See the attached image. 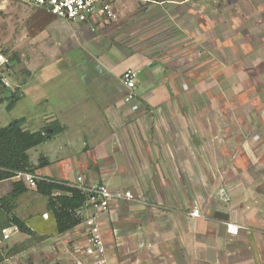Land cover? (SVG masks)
<instances>
[{"label": "rangeland", "instance_id": "1", "mask_svg": "<svg viewBox=\"0 0 264 264\" xmlns=\"http://www.w3.org/2000/svg\"><path fill=\"white\" fill-rule=\"evenodd\" d=\"M224 2L225 0H206L216 14L212 20L220 35L224 36L227 33H231L232 36L237 35V30L241 27L240 22L236 20L238 17L235 18L236 14H239L238 8L231 10ZM188 4L194 9L204 6L201 0L197 2L192 0ZM156 7L146 0H121L115 20L105 23L104 26L100 24L90 26L56 18L45 10L22 0H0V55L9 61L6 73L10 83L9 89L15 91L17 86L23 85L24 92V97L12 110L7 109L10 99H0L2 100L0 101V126H7L23 118V128L37 132L45 124L46 117L57 115L61 120L59 117L63 116V111H66L70 104L75 105L71 109L75 119L72 120V124L70 123L73 125L70 133H57L52 140L29 151L32 164L38 165L42 156L47 157L51 162L49 166L43 168L42 175L61 179L70 177L73 180H76L77 176H82L88 185L102 183L94 178L98 175V166L92 165L90 169L81 166L82 159L89 157L90 154L85 152V142L79 134V132L83 134L85 132L87 117L93 123H97L98 118L103 117V113L99 111L101 106H98L99 103L102 104L99 99L100 87L92 89L91 96L83 94L79 83L85 81L100 85L107 83L110 86L109 90L114 88V83L119 84V81L115 82L113 79L109 81L102 76V70L93 68L94 63L99 66L98 63L105 53V48L112 50L117 46L124 54L134 51L139 56L146 55L160 61L166 60L167 69L172 70L177 64L174 59L181 60L175 55L174 46L177 50L184 52L186 57L183 60L187 63L198 56L197 54L191 56L190 52L193 50L190 48L189 39L176 40L177 36L175 37L172 32L174 28L166 25V21L164 23V11L157 10L158 7ZM243 11L246 12V9L244 8ZM148 21L153 25L145 30L149 25ZM187 24L191 25L190 21ZM243 26V31L250 28L247 24ZM245 35L253 36L251 33ZM230 43L231 54H240L243 50H251L257 54L264 52L260 49L264 44L260 39L250 41L244 38ZM217 44L220 45L221 42L218 41ZM185 48L188 50H183ZM198 52L200 54V51ZM260 56L254 60V62L258 61L256 64H259V61L263 62L264 55ZM218 57L216 59L219 60L221 56ZM240 60L241 64L235 67L231 61L232 69L229 76L226 74L223 76L214 68V77L207 81L202 77L206 74L203 70L199 79L200 84L195 89L189 90L194 117L191 118V113L187 111L188 115L186 119L184 118L183 125L192 128L198 122L199 126L194 131V142L191 138L187 139L189 146L186 145L183 153H180L183 163L178 161L181 167L179 166L177 173L173 171L174 168L171 169L175 173L171 178L162 176L164 170L158 167V162L155 163L154 154H146L149 158L147 163L145 159H141L140 154H133L136 159L133 164L135 167L133 166L132 169L124 168L127 162L121 159L123 154H114L115 158L118 156L120 158L119 167L111 170L112 172L106 169L111 176L106 184L113 190L131 191L138 201L127 202L118 207L123 210L117 208L120 231L127 232L132 228L130 224L138 222L137 218H133L135 214L142 215V223L146 224L152 220V223L158 226L159 219L166 212L178 210L183 202L188 204L187 213L195 206L204 209L205 212L212 210L211 207L218 200L220 185L223 183L230 187L226 181L228 177L234 180V171L241 173L251 191L257 185L264 184V64H260L258 70L254 71L246 68L249 61L252 63L253 57L243 56ZM87 68L91 70L86 72ZM245 68L247 71L244 70ZM209 69L211 70V67ZM190 71V68H186L183 73L194 76V72ZM98 76L102 78L97 79ZM8 96H11V92ZM176 113L179 111L177 110ZM69 138L74 142L72 145L68 141ZM212 147L221 151L219 154L221 163L225 161L223 166L208 163L212 154L208 153L207 149ZM223 147L226 149L222 150ZM229 156L231 160L234 159L232 164H226ZM219 159L220 157L216 158V162ZM147 164H149L148 168L145 166ZM127 174L134 175L131 178L135 177L139 183L132 184L135 178L125 181L124 177ZM174 175L179 181L178 184L170 180L174 179ZM147 178H150L148 183ZM97 179L101 181L99 176ZM71 183L73 185L74 181ZM6 189L7 185H4L1 191L5 193ZM216 190L218 192L215 194ZM259 191L263 192L261 188ZM175 197H178L177 200ZM46 205L47 199L32 189L16 202L15 213L24 218V221L35 230L33 234L43 233L47 236L46 239L52 236L50 241L44 244H42L44 241L35 240L40 247L32 254L20 256L17 264H77L82 258L79 253L81 248L76 246L77 235L73 231L68 232L54 241L53 238L58 234L51 217L44 215ZM209 214H211L210 211ZM44 216L47 222L46 227L42 229L40 225ZM109 218L106 217L108 221L105 220L106 229L104 230L113 264L159 263L156 247L150 250L144 247L143 243L139 248L138 243L145 239L143 229V235L137 233L135 235L133 228L129 230L137 244L134 242L123 244L120 241L123 245L119 247L113 235L114 224H111ZM16 235L11 241L15 240ZM153 251L156 254L152 253Z\"/></svg>", "mask_w": 264, "mask_h": 264}, {"label": "crops", "instance_id": "2", "mask_svg": "<svg viewBox=\"0 0 264 264\" xmlns=\"http://www.w3.org/2000/svg\"><path fill=\"white\" fill-rule=\"evenodd\" d=\"M146 1L152 3V6H157V10L164 11V23L166 21V25L174 28L172 32L175 37L177 36L176 40L183 41L189 39L191 42L190 48L193 50H190L191 56L194 54L198 56L194 57L195 59L192 58L187 63L183 60L186 57L183 54L184 52L177 50L174 46V50H176L175 55L181 58V60L174 59L177 64L172 70L167 69L166 60L160 61L146 55L139 56L134 51L124 54L117 46L112 50L106 49L105 46L103 47V49L105 48V53L101 57L100 63H98L99 66H97V63H94L93 68L102 70V76L108 78L109 81L112 79L115 82L119 81L120 85L114 83V88L109 90L110 86L107 83H102V85L87 81L79 83L83 94L91 96L92 89L100 87L101 97L99 96V99L102 101V104L99 103L98 106H101V110L99 111L103 113L104 117L96 119L97 123H93L86 116L88 122H86L85 132L88 131V133L85 134L84 132V135L83 132H79V134L82 136L83 142H85V152L90 154L89 157L86 156L85 159H82L81 166L85 169H90L92 165L98 166L99 172L94 178L96 181L105 184L106 182L108 184L111 178L106 169L113 171L119 167L120 158H118L119 156L117 158L114 156V154L118 155L119 153L123 154L121 159L127 162V164H124V168L127 169L135 167L133 164L136 158L133 157V154H140L141 159H145L146 163L149 160L146 154H154L155 163L158 162V167L164 170L162 176L171 178L174 172H178L180 166L178 161L180 160L183 163L180 153H183L186 145L189 146L187 139L191 138L194 142V131L199 126L197 122L195 127L188 128L183 123H185L184 118L186 119V115H188L187 111L191 113V118L194 117L193 103L189 100L188 92L200 84L199 79L203 74L201 72L205 70L204 73L206 74L202 77L206 78L207 81L214 77V68L223 76L225 74L229 76L232 69L231 61H233V66L235 67L241 64L240 58L243 56L253 57L252 63L249 61V65L246 66L249 70H258L259 65L264 64V60L263 62L259 61V64H256L258 61L254 62L257 57L260 58V55H264L263 51L257 54L251 52V50H243L241 52L243 55L241 53L231 54L229 51L231 41H240L245 38L250 41L260 39L261 42H264V0H225L224 4L227 8H231V10L238 8L239 11V14H236L235 18L238 17L236 20L240 22L241 27L238 28L237 35L234 34V36L231 33H227L224 36L220 35L217 26H215L212 20V17L216 14L211 10V6L206 3V0H201L204 6L195 9L194 7L192 8L191 4V6L188 4L192 0ZM244 8L246 12L243 11ZM189 21L191 25L187 24ZM148 24L145 30H148L153 25L151 22ZM243 24L249 25L250 28H246L243 31ZM227 26L229 27V24ZM246 33H251L253 36L246 37ZM218 41L221 42L220 45L217 44ZM251 49L254 50L252 46ZM260 49L264 50V44H262ZM183 50L188 49L185 48ZM198 51H200V54ZM218 56H221L219 60L216 59ZM165 57L167 56L165 55ZM89 67L92 68V66ZM210 67L211 70L209 69ZM90 68H87L86 72L90 71ZM186 68H190L194 72V76L184 75L183 72ZM246 68L244 69L245 71H247ZM129 69H139L141 71L136 90L139 103L137 101L131 103L125 102L128 90L124 87L121 78L123 73ZM110 77L112 78L110 79ZM99 78L102 77L98 76L97 79ZM17 88L20 91L19 96L23 98V85H19ZM74 107L75 105L70 104L66 111H63V116L59 117L61 120H64L63 122L58 119L57 115L46 117L45 124L41 130L47 128L45 131H48L50 130L49 126H55L59 128L58 134L70 133L73 126L70 123L75 119L71 111ZM177 110L179 113H176ZM80 128L81 130L83 129L82 126ZM51 130L53 133V128ZM68 141H70L71 145L74 143L70 138ZM225 149L226 147H223L222 150ZM207 151L212 154L208 162L210 165L215 163L224 165L225 161L222 164L221 155H219L221 151H218L214 147L212 149L209 148V150L207 149ZM219 157L220 161L217 160L216 162V158ZM230 158L229 156V161L226 164L233 163L234 159L231 160ZM82 160L79 159V161ZM145 166L148 168L149 164ZM186 166L188 165L186 164ZM173 168L174 172L171 170ZM42 170L43 168L37 170L35 176L58 180L64 179L42 175ZM137 173L139 174V172ZM233 175L234 180L228 177V181H226L230 187L223 183L220 187L218 186L219 190H226V197L221 198L218 196L217 203L213 204L212 210L206 211L208 213H205V218L189 217V213L186 211L188 205L186 202H183L178 210L166 212L159 219L160 223L158 226L154 225L152 220L146 224L142 223V215L135 214L133 218H137L138 222L130 224L135 235L136 233L143 235L142 229L145 233V239H142L143 242L138 243L139 248H141L143 243L144 247L150 250L156 247L159 254L158 264H264V184L257 185L251 191L249 184L246 183V180L244 181L241 173L234 171ZM98 176L101 181L97 179ZM131 176L134 175H125L124 180H133L135 178H131ZM147 179L148 183L150 178ZM64 180L74 181L70 177ZM170 180L174 184L179 183L175 175L174 179ZM17 181L19 179L13 178L0 182V191L3 190L4 185H7L6 192L3 193L1 191L3 194H0V199L3 197L2 195L5 197L11 193L13 184ZM8 183H10L9 186ZM138 183L136 178L132 181V184L137 185ZM165 183L167 184V182ZM260 188L263 192L259 191ZM217 190L215 194L219 191ZM177 198L175 197L176 200ZM224 199L229 200L225 201ZM209 211L211 214H209ZM113 213V216L109 219H111V224H114L113 235L119 244L118 246L121 247L124 243L130 244L132 242L137 244L133 240L135 238H133L134 235L132 237L130 235L129 230L132 228L127 230V232L120 231L118 227L120 223V217L117 214L118 210ZM4 215V211L0 208V228L6 224V217ZM15 215L24 220L18 214L15 213ZM44 215L46 217L50 216L47 211ZM45 216L42 217L43 221L41 219L40 226L42 229L46 227L47 218ZM105 220L108 221L107 219ZM228 222L240 226L241 229L238 236L230 235L227 232L226 223ZM26 224L33 232L35 231L27 222ZM8 229L11 230L10 238L0 241V264H17L20 256L27 253L32 254L33 251L40 247V244L36 243L35 240L44 241L42 243L44 244L50 241L52 237L50 236L46 239L47 236L43 233L27 235L21 233L16 227ZM15 235V240L11 241ZM64 235L58 234L53 240L56 241ZM31 240L33 241L31 242ZM152 253H155V251Z\"/></svg>", "mask_w": 264, "mask_h": 264}, {"label": "built area", "instance_id": "3", "mask_svg": "<svg viewBox=\"0 0 264 264\" xmlns=\"http://www.w3.org/2000/svg\"><path fill=\"white\" fill-rule=\"evenodd\" d=\"M25 3L34 5L45 10L50 15L80 24H90L92 26L102 25L113 21L117 17L119 2L121 0H22ZM104 21V22H102ZM9 61L0 55V83L9 88L10 83L7 78ZM141 71L139 69H129L122 75V83L128 90L125 97L126 103L137 101L139 97L136 93L137 83ZM138 106V105H136ZM15 178L22 180L29 188L36 187L38 177L32 174L19 173ZM85 178L77 176L73 186L88 194V199L84 204L80 214L83 221L70 232L77 235L76 246L81 248V259L77 264H113L109 254L108 241L105 234V219L113 216V212L123 204L138 202L131 191L113 190L105 183L88 185ZM219 196L226 197V190L220 189ZM228 201L229 199H224ZM119 209V208H118ZM117 209V210H118ZM205 210L195 206L190 212L191 218H205ZM227 232L230 235L238 236L240 226L228 222ZM11 230L0 231V241L10 238Z\"/></svg>", "mask_w": 264, "mask_h": 264}, {"label": "trees", "instance_id": "4", "mask_svg": "<svg viewBox=\"0 0 264 264\" xmlns=\"http://www.w3.org/2000/svg\"><path fill=\"white\" fill-rule=\"evenodd\" d=\"M0 99H10L7 109L12 110L21 100L19 89L11 91L0 83ZM23 124V119H18L7 126H0V182L13 179L19 173L35 175L37 170L50 165L49 159L45 156L40 158L38 165L32 164L29 151L54 137L59 133V128L49 126L54 132L45 135L44 131L47 128L31 132L23 129ZM31 189L47 199L46 211L55 224L57 234H66L83 221L80 211L88 199L87 193L74 187L67 180L38 177L35 188H29L19 180L13 184L11 193L0 199V208L6 215V224L1 226L0 231L16 227L21 233L27 235L34 233L26 222L14 213L17 200Z\"/></svg>", "mask_w": 264, "mask_h": 264}, {"label": "water", "instance_id": "5", "mask_svg": "<svg viewBox=\"0 0 264 264\" xmlns=\"http://www.w3.org/2000/svg\"><path fill=\"white\" fill-rule=\"evenodd\" d=\"M0 101H2V100H0ZM50 133H52V130H48V131L44 132L45 135H49Z\"/></svg>", "mask_w": 264, "mask_h": 264}]
</instances>
